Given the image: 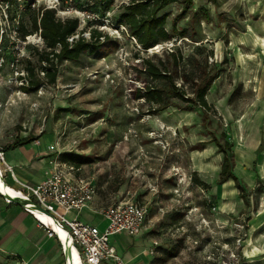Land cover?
Here are the masks:
<instances>
[{
  "label": "rangeland",
  "instance_id": "1",
  "mask_svg": "<svg viewBox=\"0 0 264 264\" xmlns=\"http://www.w3.org/2000/svg\"><path fill=\"white\" fill-rule=\"evenodd\" d=\"M130 1L115 0L103 10L97 0H36L32 6L36 11L54 7L61 19L78 17L79 28L86 27L84 36L89 38L90 29L98 28L110 37L100 50L60 62L56 82L49 83L41 69L44 63L38 60L43 40L35 32L25 41L18 38V22L12 25L10 20L14 11L16 19L31 29V14L20 12L21 0L18 4L0 0V147L6 150L17 136L32 134L33 143L49 157L59 151L89 156L85 174L99 179L95 210L125 197L128 188L133 190L128 196L136 197L134 189L141 185L149 192L152 186L194 187L200 193L233 195L242 206L218 217V222L229 216L246 218L249 237V221L255 214L251 225L255 227L258 220L264 224V211L257 214L264 208V0H193L186 14L183 0H178L163 10L169 15L167 28L171 30L176 19L178 31L184 29L188 36L175 33L167 41L171 43L159 50L141 49L128 28L119 24L123 6ZM171 51L181 54L182 60L208 61L207 71L218 73L207 93L213 110L170 106L150 114L144 98L132 97L131 82L143 87V82L132 78L133 62L143 58L170 62L177 85L183 84L181 67L172 64ZM27 59L40 80L34 91L21 88L30 81L22 76ZM223 131L233 143L238 182L219 183L223 154L215 139L223 142ZM52 144L56 152H51ZM12 157L7 155L9 163ZM205 181L209 187L202 184ZM237 183L245 189L246 199L240 197ZM213 200L221 209L220 201ZM98 219L103 218L95 217L100 223ZM231 229L227 226L226 231ZM254 236L264 238V226ZM1 249L0 264H40L24 262L19 254Z\"/></svg>",
  "mask_w": 264,
  "mask_h": 264
},
{
  "label": "built area",
  "instance_id": "2",
  "mask_svg": "<svg viewBox=\"0 0 264 264\" xmlns=\"http://www.w3.org/2000/svg\"><path fill=\"white\" fill-rule=\"evenodd\" d=\"M16 1L15 4H18L19 0ZM21 4L24 8L23 0H21ZM44 8L54 7L44 6ZM121 26L127 30L125 25ZM35 33L39 34V38L43 40L41 29ZM78 37L79 34L72 35L69 40L73 41ZM131 37L135 40V37ZM170 43L166 41L149 49H164ZM49 148L51 152L58 150L54 144ZM4 154L5 150L0 147V181L6 187L23 194L20 200L23 202L22 207L45 228L50 237H56L60 241L63 254L66 251L64 246L68 244L71 251L72 246L76 248L80 264H126L114 245L111 244L110 237L123 232L130 236L139 235L149 215L148 203L140 202L133 195L128 196L129 193L126 197L107 207L94 209L95 214L102 215L107 221L106 227L100 229L99 226L83 221L79 217L80 212L90 207L97 194L94 178L85 174L84 164L76 165L63 160L59 151L51 160V169L47 177L39 183L32 184L15 175L12 165L5 161ZM9 174L17 185H11L8 182ZM183 179L181 178V180ZM150 190L153 197H156L160 192L156 186H152ZM5 192L0 188V195L4 201L8 204L14 203L12 199H16V197L10 195L7 189ZM172 192L177 204L176 210L183 212V219L181 224L175 225L170 230V234L179 236L182 252L194 258V260H190L189 264H246L242 252L248 238L246 218L238 216L235 219L229 216V219L218 222L217 218L224 211L218 208L213 197L207 192L200 193L201 203L197 202L194 197H192L194 201H184L183 197L192 196V192L188 189L175 188ZM173 209L174 205L167 209L160 208V211L165 213L166 210ZM73 212L76 215L70 217L69 215ZM38 213L43 214L44 217H40L37 215ZM231 213L233 211H228L226 214L230 215ZM59 226L65 235L56 229ZM227 226L232 227L229 232L226 231ZM159 245L160 239H155L150 253L156 254ZM69 261L65 258V264H68Z\"/></svg>",
  "mask_w": 264,
  "mask_h": 264
},
{
  "label": "trees",
  "instance_id": "3",
  "mask_svg": "<svg viewBox=\"0 0 264 264\" xmlns=\"http://www.w3.org/2000/svg\"><path fill=\"white\" fill-rule=\"evenodd\" d=\"M24 8L20 11L22 14H31V29L20 18L17 13L12 11L10 20L13 25L18 22V37L25 40L26 36L41 29V35L45 47L39 52V61L44 63L41 69L49 83H55L58 74V64L64 60H78L84 52H96L105 46L106 40L110 37L98 28L90 29L89 38L83 35L85 28L80 29V19L78 17H67L61 19L56 16L53 8H44L41 6L38 10L32 8L35 0H23ZM103 10L110 9L115 0H97ZM178 0H131L123 6V12L119 16V24L125 25L129 30V35L135 37L140 48L147 50L157 44L169 41L175 33L182 36H188L186 30L178 31L176 19L172 23V29L168 30V13L163 10L177 2ZM4 2L17 3L16 0H4ZM184 13L193 5V0H183ZM78 33L79 37L70 41L69 38ZM104 40V41H103ZM115 45L117 43L114 42ZM172 64L178 69L181 67L183 84L177 85L174 75L170 69V62L164 60H155L153 58H143L142 61L133 62L134 81L143 82V87H138L135 82H131V94L134 99L144 98L149 103V113L157 114L170 106H176L182 110H193L196 106L208 112L214 109V106L208 101L207 93L218 73L210 74L207 71L208 61L202 63L197 60L191 62L189 59H183L182 55H177L171 51ZM138 56V53L135 54ZM28 65L24 69L26 78H30L27 83L21 84V88L26 91L37 90L40 84L37 78V68L33 66L29 59ZM23 78V77H19ZM27 80V79H26ZM187 86V87H186ZM190 91H189V90ZM192 93L193 96H189ZM223 142L216 140L218 152L223 154V161L220 166L219 183H225L230 179L237 180L234 174L235 153L233 143L228 140L226 133H222ZM35 137L30 134L25 137H16L9 143L6 149H12L27 142L34 141ZM214 141V140H213ZM5 150V149H4ZM61 158L67 162L82 165L91 161L90 157L80 153H63ZM197 180V179H196ZM204 186L209 187L208 183L202 182ZM240 188V196L246 199L247 194L242 185L237 183ZM168 252V250L166 251ZM172 254V253H171ZM159 259V258H158ZM163 260V259H159Z\"/></svg>",
  "mask_w": 264,
  "mask_h": 264
},
{
  "label": "crops",
  "instance_id": "4",
  "mask_svg": "<svg viewBox=\"0 0 264 264\" xmlns=\"http://www.w3.org/2000/svg\"><path fill=\"white\" fill-rule=\"evenodd\" d=\"M10 150L11 152L8 150L10 153L7 152V149L5 150V161L12 165L15 175L21 180L35 184L47 177L51 169L53 156L49 157L46 152L40 151L33 141ZM15 152L16 157L14 156ZM8 154L10 157L13 156L12 163H9L7 160ZM86 165V163L83 165L85 173ZM147 176L149 177V175ZM142 177L147 179L145 176ZM142 177H140V180H143ZM93 178L98 190L99 179H97L96 175H93ZM8 181L11 185H17L10 174L8 175ZM205 182L207 183V181ZM129 190L133 191L128 188L126 191L127 195L130 193ZM159 190V194L153 197L151 192L142 188V185L137 186L136 190L134 189L137 194L136 199L144 204L148 203L149 206L148 218L139 235L130 236L128 233L123 232L110 237L111 244L114 245L117 253L124 259L126 264H170L172 260H175L176 264H185L189 263L190 260H194L192 256H188L181 251L182 243L179 236L170 234V230L175 225L181 224L183 219V212L176 210L177 204L174 201L173 189ZM188 190L192 192L191 197H194L197 202L201 203L199 198L200 192L194 189V187ZM207 193L212 194V197L216 198L217 202L218 200L220 201L221 210L223 209L225 212L242 206L240 201L238 202L234 199L233 195L227 196L213 190ZM119 198L122 199L123 197ZM183 198L184 201L190 200L189 197ZM172 205H174L173 210H166L165 213L160 211V208L167 209ZM95 207L97 206L93 201L89 208L79 213V217L83 221L90 222L99 226L100 229H104L107 221L102 215L93 212ZM261 211H264V208L259 210L257 214ZM225 212L221 213L219 217H225L227 215ZM74 215H76L75 212L69 216L73 217ZM97 215L103 218L98 219L100 223L95 222ZM255 215L249 221V237L244 243L242 251L246 264H264V238L263 236H254L255 231L257 232L264 224H261L258 220L256 226L253 227L251 223L255 220ZM155 239H160V245L158 246L157 253L151 254L150 248ZM0 248L9 253L19 254L24 262L40 261V264H58L61 261L60 264H65L60 241L56 237H50L45 228L22 205L18 203L8 204L1 195ZM167 250L168 252H166ZM158 258L163 260L159 261Z\"/></svg>",
  "mask_w": 264,
  "mask_h": 264
},
{
  "label": "bare ground",
  "instance_id": "5",
  "mask_svg": "<svg viewBox=\"0 0 264 264\" xmlns=\"http://www.w3.org/2000/svg\"><path fill=\"white\" fill-rule=\"evenodd\" d=\"M0 188L2 191H9V194L10 195H13V197H16V199H19L21 200L22 199V196L23 194L21 192H18V191H15L14 189L10 188V187H6V185L0 181ZM7 193V192H5ZM37 215H39L40 217H44L43 214H40L38 213ZM56 229H58V231L62 234V235H65V232L62 230V228L59 226L58 228L56 227ZM72 253H73V264H80L79 261V255H78V252L76 250V248L74 246H72Z\"/></svg>",
  "mask_w": 264,
  "mask_h": 264
},
{
  "label": "water",
  "instance_id": "6",
  "mask_svg": "<svg viewBox=\"0 0 264 264\" xmlns=\"http://www.w3.org/2000/svg\"><path fill=\"white\" fill-rule=\"evenodd\" d=\"M12 201L14 202V203H18V204H20V205H22L23 206V202H21L20 200H18V199H12ZM38 208H40L39 206H37ZM65 258L66 259H69L70 261L68 262V264H72V262H73V257H72V251H71V248L69 247V245L68 244H66L65 246Z\"/></svg>",
  "mask_w": 264,
  "mask_h": 264
}]
</instances>
